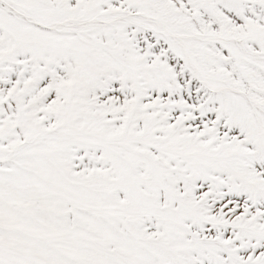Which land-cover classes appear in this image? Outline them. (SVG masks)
I'll use <instances>...</instances> for the list:
<instances>
[{
  "label": "snow or ice",
  "instance_id": "obj_1",
  "mask_svg": "<svg viewBox=\"0 0 264 264\" xmlns=\"http://www.w3.org/2000/svg\"><path fill=\"white\" fill-rule=\"evenodd\" d=\"M0 264H264V0H0Z\"/></svg>",
  "mask_w": 264,
  "mask_h": 264
}]
</instances>
